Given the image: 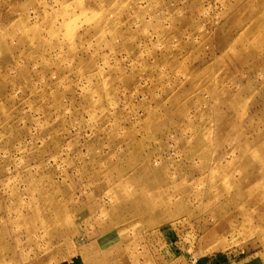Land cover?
Instances as JSON below:
<instances>
[{
    "label": "rangeland",
    "instance_id": "obj_1",
    "mask_svg": "<svg viewBox=\"0 0 264 264\" xmlns=\"http://www.w3.org/2000/svg\"><path fill=\"white\" fill-rule=\"evenodd\" d=\"M0 264H264V0H0Z\"/></svg>",
    "mask_w": 264,
    "mask_h": 264
}]
</instances>
